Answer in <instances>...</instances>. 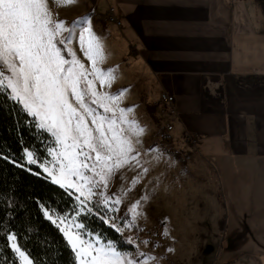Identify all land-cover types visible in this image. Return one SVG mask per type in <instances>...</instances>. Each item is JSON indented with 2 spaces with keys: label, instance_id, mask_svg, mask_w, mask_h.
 I'll use <instances>...</instances> for the list:
<instances>
[{
  "label": "crops",
  "instance_id": "1",
  "mask_svg": "<svg viewBox=\"0 0 264 264\" xmlns=\"http://www.w3.org/2000/svg\"><path fill=\"white\" fill-rule=\"evenodd\" d=\"M90 1L119 22L94 25L108 57L129 55L153 82L154 107L160 92L173 97L172 132L196 137L185 154L212 180L200 190L207 232L224 219L226 249L264 264V0Z\"/></svg>",
  "mask_w": 264,
  "mask_h": 264
},
{
  "label": "snow or ice",
  "instance_id": "2",
  "mask_svg": "<svg viewBox=\"0 0 264 264\" xmlns=\"http://www.w3.org/2000/svg\"><path fill=\"white\" fill-rule=\"evenodd\" d=\"M51 2L0 0V99L11 101L29 123L37 131L47 133L45 139L51 141L46 155L38 156L36 150L25 148L21 160L9 157L0 145V160L25 170L37 165L51 176L52 183L65 191L74 189L79 193L75 199L89 212L92 209L88 204L97 195L96 190L101 189L99 195L103 206L109 211H118L117 207L109 206L110 198L105 195L108 182L131 160L139 163L135 145L141 142L139 138L145 134V129L129 119L134 109L119 106L122 93L111 95L96 90L97 81L101 87H110L115 76L114 70L98 67L105 57L91 27L79 31L81 51L92 65L89 73L68 47L72 42L73 25L79 22L67 25L64 21L54 20L49 11ZM77 2L55 0L58 7ZM58 44L65 46L71 59L62 55ZM132 137H136L135 142ZM136 183L138 179L132 181L133 186ZM142 199L147 201L148 197ZM111 203L119 205L121 201L115 199ZM139 208L140 201H137L129 209L132 221L125 225L126 228L135 226L137 217L142 215ZM45 215L52 218L47 211ZM57 219L65 221L67 217L60 216L52 222L57 223ZM60 230L78 258L82 255L90 258L82 264H149V258L143 262L129 258L111 242L101 244L99 238L85 239L82 233L73 234L67 227ZM128 243L133 241L130 239ZM142 243L147 245L149 241ZM5 246H11L22 257L21 264H33L18 246L15 235H7Z\"/></svg>",
  "mask_w": 264,
  "mask_h": 264
},
{
  "label": "rangeland",
  "instance_id": "3",
  "mask_svg": "<svg viewBox=\"0 0 264 264\" xmlns=\"http://www.w3.org/2000/svg\"><path fill=\"white\" fill-rule=\"evenodd\" d=\"M49 11L54 20L64 21L67 25H73L74 21L79 22L73 25L72 42L68 47L84 65L85 71L89 73L92 65L81 51L79 31L83 27H91L102 45L105 57L98 67L102 70H114L113 75L115 76L110 87H101L97 81L96 90L111 95L122 93L123 99L119 106L134 109L129 114V119L137 121L145 129V134L139 138L141 142L135 145L136 152L139 153V163L131 160L120 168L108 182L105 195L110 198L109 206L117 207L118 211H109L103 206L99 195L101 189L96 190L97 195L93 196L90 202L101 208L105 221L110 227L127 242L130 239L133 241L131 245L134 250L121 253H126L129 258L141 262L149 258V264H238V260L243 257L246 250L240 249V246L226 249L227 245L232 248V244L229 241L231 236L229 228H224V219H222L221 231L207 232L211 218L208 217L207 195H203L200 190L202 181L212 180L200 173L196 168L197 164L187 158L185 147L192 146L184 142L181 134L176 135L172 131H166L165 122L157 113L158 100L155 107L151 102L154 91L151 78L139 72L140 69L129 55L113 59L108 57L104 41L108 35L98 28L95 31L97 23L104 19L107 20V12L97 13L91 7L90 0H78L77 3L66 7H58L55 0H52L49 3ZM58 47H61L62 55L66 59H71L64 45L58 44ZM147 105L150 107L147 108ZM90 106L95 107V105ZM99 111L103 112L102 109ZM132 139L135 142L136 137ZM149 148L152 149L151 152L148 151ZM145 169L147 172L144 171ZM43 174L51 181L50 175ZM134 179H138V183L133 186ZM70 190L75 192L74 189ZM145 196L148 197L147 201L142 199ZM115 199H119L121 203L112 204L111 201ZM137 201H140L139 211L142 215L137 217L134 227L126 228L125 225L132 221L129 209ZM57 217L60 216H52L50 220ZM54 224L56 226L59 224V227L57 226L59 230L67 227L73 234L80 232V228L75 227L78 223L70 217H67L65 221L57 219V223ZM117 228L121 230L118 231ZM83 237L87 239L90 236L83 235ZM143 241H149V243L145 245ZM101 244L107 243L101 242ZM257 251L259 256L262 249L257 247ZM15 253L21 264L22 257L17 252ZM74 253L77 264L90 259L83 255L78 258L76 252ZM141 253L144 255L141 256ZM246 260L250 262L249 258ZM259 260L261 259L255 258V264H259Z\"/></svg>",
  "mask_w": 264,
  "mask_h": 264
},
{
  "label": "trees",
  "instance_id": "4",
  "mask_svg": "<svg viewBox=\"0 0 264 264\" xmlns=\"http://www.w3.org/2000/svg\"><path fill=\"white\" fill-rule=\"evenodd\" d=\"M46 136L11 101L0 99V145L4 153L14 160H21L25 148L36 150L38 156L46 155L51 143ZM30 168L25 170L0 160V264H20L11 246H5L8 234L16 236L18 246L33 264H77L74 251L59 228L46 217V211L51 217L73 218L84 236L111 242L120 252L134 250L105 222L98 205L89 203L91 212L82 209L74 191H65L52 183L37 165Z\"/></svg>",
  "mask_w": 264,
  "mask_h": 264
},
{
  "label": "built area",
  "instance_id": "5",
  "mask_svg": "<svg viewBox=\"0 0 264 264\" xmlns=\"http://www.w3.org/2000/svg\"><path fill=\"white\" fill-rule=\"evenodd\" d=\"M107 15H108L107 20L109 22L113 23L115 26H119V22L113 17L112 9L110 8L108 9ZM157 100H158V108H157L158 116L162 117L163 121L165 122L164 127L166 131L171 132L175 121H177L178 119L175 109L173 107V97L164 92H161L159 93ZM181 137L186 144L191 145L192 147H194L197 143L196 137L186 132H182Z\"/></svg>",
  "mask_w": 264,
  "mask_h": 264
}]
</instances>
